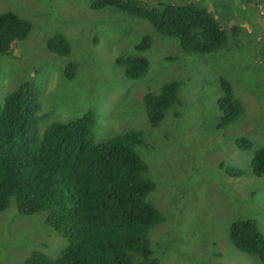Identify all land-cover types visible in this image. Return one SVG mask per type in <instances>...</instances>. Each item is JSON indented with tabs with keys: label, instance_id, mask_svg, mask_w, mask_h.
Wrapping results in <instances>:
<instances>
[{
	"label": "rangeland",
	"instance_id": "obj_1",
	"mask_svg": "<svg viewBox=\"0 0 264 264\" xmlns=\"http://www.w3.org/2000/svg\"><path fill=\"white\" fill-rule=\"evenodd\" d=\"M93 1L0 0V12L32 22L29 36L0 54V104L29 81L39 92L41 133L89 110L98 143L140 132L133 148L156 184L148 201L164 215L149 231L160 264H263L233 245L229 228L237 218H252L264 234V176L251 168L255 150L264 146V0H189L209 6L227 32L226 44L206 55L186 53L145 18L109 5L97 9ZM58 32L70 42L68 56L48 48ZM145 35L149 46L140 49ZM129 56L149 60L143 77L125 75L118 59ZM221 78L242 104L241 115L223 127ZM175 80L181 82L179 100L153 126L144 96ZM240 137L252 140L253 148H239ZM228 166L245 174L231 176ZM46 215L20 213L11 200L0 212V264H27L33 251L62 253L69 240Z\"/></svg>",
	"mask_w": 264,
	"mask_h": 264
},
{
	"label": "trees",
	"instance_id": "obj_2",
	"mask_svg": "<svg viewBox=\"0 0 264 264\" xmlns=\"http://www.w3.org/2000/svg\"><path fill=\"white\" fill-rule=\"evenodd\" d=\"M114 6L133 16L149 20L155 31L175 38L186 53L210 54L221 49L227 32L210 7L185 0H94L93 7ZM237 32L236 26H234ZM32 22L9 10L0 12V54H9L17 42L26 39ZM145 35L138 45L149 46ZM48 48L68 56L71 45L58 32ZM125 75L143 77L149 60L142 56L119 58ZM69 75L74 66L69 65ZM222 95L218 125L223 127L242 113L231 83L220 79ZM180 81H169L158 93L144 96L149 119L157 126L166 111L179 100ZM39 92L32 82H23L0 104V212L14 199L23 214L46 212V222L69 243L52 257L33 251L27 264H160L151 248L149 231L164 220L160 210L148 201L156 184L148 177V164L133 148L140 132L135 130L98 143L95 113L50 123L40 132ZM237 145L253 148L252 140L240 137ZM257 176H264V146L251 159ZM231 176L241 177L240 167H226ZM229 237L240 251L254 255L264 264V234L252 218H237Z\"/></svg>",
	"mask_w": 264,
	"mask_h": 264
}]
</instances>
